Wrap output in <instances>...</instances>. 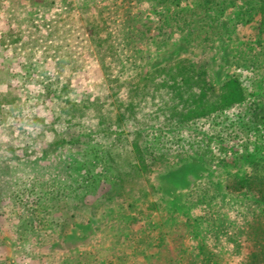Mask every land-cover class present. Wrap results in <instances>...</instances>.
<instances>
[{
    "label": "rangeland",
    "instance_id": "obj_1",
    "mask_svg": "<svg viewBox=\"0 0 264 264\" xmlns=\"http://www.w3.org/2000/svg\"><path fill=\"white\" fill-rule=\"evenodd\" d=\"M263 3L0 0V264H264Z\"/></svg>",
    "mask_w": 264,
    "mask_h": 264
},
{
    "label": "crops",
    "instance_id": "obj_2",
    "mask_svg": "<svg viewBox=\"0 0 264 264\" xmlns=\"http://www.w3.org/2000/svg\"><path fill=\"white\" fill-rule=\"evenodd\" d=\"M24 9H25V6H24ZM0 24H1V22H0ZM9 27L10 28H8L9 29L8 33H6V34L3 33L2 35H0V38L2 39L3 43L14 44V45L20 44V46L31 43V41L28 40V38L30 37V34L32 32V27H31L30 23L26 25V22H23L18 27H16L13 23H11V25L9 24ZM8 54H9V52H8ZM15 54H17V53H13V54L10 53V55H12L13 57H15ZM2 58L3 57L0 56V59H2Z\"/></svg>",
    "mask_w": 264,
    "mask_h": 264
},
{
    "label": "trees",
    "instance_id": "obj_3",
    "mask_svg": "<svg viewBox=\"0 0 264 264\" xmlns=\"http://www.w3.org/2000/svg\"><path fill=\"white\" fill-rule=\"evenodd\" d=\"M262 8H264V3H263V5H262ZM122 176H123V177H127V175H124V174L122 175V174L118 173V177H119V178L122 177ZM238 187H239V190H241L239 185H238ZM242 187H243V186H242ZM243 195H245V193H244Z\"/></svg>",
    "mask_w": 264,
    "mask_h": 264
}]
</instances>
